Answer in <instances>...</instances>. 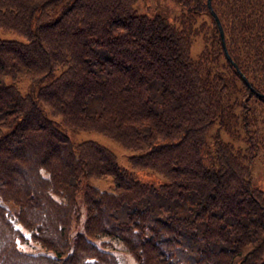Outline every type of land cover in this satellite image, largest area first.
<instances>
[{"label": "trees", "instance_id": "1", "mask_svg": "<svg viewBox=\"0 0 264 264\" xmlns=\"http://www.w3.org/2000/svg\"><path fill=\"white\" fill-rule=\"evenodd\" d=\"M137 1L0 0V28L21 36L0 35V264H121L111 240L91 239L103 235L139 264H264V189L251 176L264 149V0H211L238 67L208 0H176L175 19ZM69 129L133 149L135 169ZM91 176L113 188L87 183L80 200ZM31 240L42 250L18 245Z\"/></svg>", "mask_w": 264, "mask_h": 264}, {"label": "rangeland", "instance_id": "2", "mask_svg": "<svg viewBox=\"0 0 264 264\" xmlns=\"http://www.w3.org/2000/svg\"><path fill=\"white\" fill-rule=\"evenodd\" d=\"M135 6L136 9L140 12H149V13L161 12L162 14L169 16V18L172 19H175L181 12L180 5L176 0H138ZM0 35L5 38H19V39L21 38V36L17 32L12 30H4L2 28H0ZM193 45L194 47H192V54L193 55L198 54L203 46V41L200 36L196 37ZM16 84L22 90V92H27L30 89V81L26 77H23L20 80H18ZM54 118L60 122V127L62 129L66 127V125H64L61 122L60 118L55 116ZM5 129L7 130V128ZM68 132L75 141H81L85 139H95L105 144L116 153L118 163L121 167L126 168L127 170L135 169L130 162L131 154L135 152L133 149L122 146L118 141L96 130L69 129ZM234 143L235 145H242V146L245 145L243 140H234ZM139 173L141 174V177L143 179H150L156 176L159 177V180L163 179L162 176L153 173L150 170L139 171ZM251 176L254 183L264 189V149H263V153H261L260 155H256L253 159ZM87 183L96 185L100 189H106V190H112L114 184L112 176H104V177L91 176L85 178L81 183V187L78 193V197L80 200L82 199V192ZM113 238L114 237L111 235H103L100 237H92L91 239L96 243L100 242L101 240H111L109 242L107 241L105 247L108 249L112 247L110 251H113L116 257H118L121 264H139V262L127 250L124 244L121 243V241L116 240L117 245H115V248L114 246L108 245L110 242L114 244ZM18 245L20 248L26 250H31V251L42 250L34 240L18 242ZM98 245L102 246V243L101 244L98 243Z\"/></svg>", "mask_w": 264, "mask_h": 264}, {"label": "water", "instance_id": "3", "mask_svg": "<svg viewBox=\"0 0 264 264\" xmlns=\"http://www.w3.org/2000/svg\"><path fill=\"white\" fill-rule=\"evenodd\" d=\"M208 6H209V8L211 10L212 15L215 17V19H216V21L218 23V26H219V29H220V35H221L222 44L224 46V50H225V53L227 55V58L234 64L235 67H238L236 62L233 60V58L229 54V51H228V49L226 47L223 26H222V23L220 21V18L218 16V14L216 13V11L212 7L211 0H208ZM243 77H244L245 81L249 84L248 78L246 76H244V75H243Z\"/></svg>", "mask_w": 264, "mask_h": 264}]
</instances>
